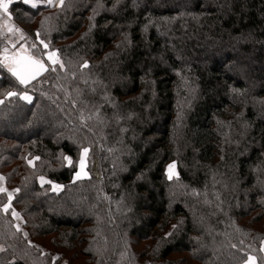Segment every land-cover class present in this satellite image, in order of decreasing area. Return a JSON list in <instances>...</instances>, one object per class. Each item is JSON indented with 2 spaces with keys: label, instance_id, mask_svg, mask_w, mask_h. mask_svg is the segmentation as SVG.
<instances>
[{
  "label": "trees",
  "instance_id": "1",
  "mask_svg": "<svg viewBox=\"0 0 264 264\" xmlns=\"http://www.w3.org/2000/svg\"><path fill=\"white\" fill-rule=\"evenodd\" d=\"M133 1L11 4L47 11L51 34L28 29V42L43 40L63 67L26 89L0 67L2 99L10 86L32 95L0 105V172L47 248L14 228L0 193V264H50L55 252L67 264H264V0ZM218 39L242 43L232 55ZM7 44L0 33V52ZM207 46L225 53L206 69L186 62ZM79 147L88 176L74 180Z\"/></svg>",
  "mask_w": 264,
  "mask_h": 264
},
{
  "label": "rangeland",
  "instance_id": "2",
  "mask_svg": "<svg viewBox=\"0 0 264 264\" xmlns=\"http://www.w3.org/2000/svg\"><path fill=\"white\" fill-rule=\"evenodd\" d=\"M18 2V1H22V0H14V2ZM192 1L193 0H166L165 2L167 3V4H169V5H178L179 7H183V8H185L186 10L187 9H190L191 7H192ZM201 1H206V3H210V4H213L214 5V7L215 8H219L218 7V5H217V3L216 2H212V0H201ZM132 2H134L133 0H132ZM53 3H54V5H59V0H53ZM145 3H148V1H146ZM42 5H48V4H46V3H44L43 2V0H38V6H42ZM153 5H156L155 4V2L153 1ZM10 6H11V4L9 5V11H8V14H4L3 12H0V26H3L4 25V23H5V21H7L8 22V24H10V25H12V26H14L15 28H19L22 32H23V34H24V39H21L20 38V33H16L15 35H13L12 33H9L8 31H7V28L6 27H2V28H0V33L1 34H3L4 36H5V39H6V42L10 45H8L7 44V46H4L3 48H2V51L0 52V57H2V55H3V50L5 49V48H8V50H9V52H8V54L9 55H12V54H14V53H16V52H24V51H21V48H20V46L21 45H23L24 46V48L25 49H27V51H26V53H30L29 51H31V49H33L32 48V45L33 44H30L29 42H28V40H30L29 38H28V36H29V33L27 32V30L29 29V30H31V31H34V32H36L37 33V31H39V33L40 32H42V34H44L45 36H47L48 34L50 35L51 34V32H52V28H50V26H51V23H50V20H49V18H48V16L46 15L47 14V11H40L39 13H38V15H35V16H33L32 17V15H31V13L30 12H24V11H22L21 9H17V8H15L14 9V11L12 12L11 10H10ZM31 6V5H30ZM49 6H51V5H49ZM205 5L203 4L201 7H204ZM51 7H56V8H59V6H51ZM61 7V6H60ZM98 7H102L101 6V4L99 5H97L96 6V8H98ZM64 9H65V7H64ZM111 9H107V10H101V11H103V12H105V11H110ZM9 15L11 16V19L9 20ZM192 14L191 13H187V16L188 17H190ZM30 18H32L31 19V21H29L30 20ZM42 22H43V25H42ZM160 36H162L161 34H160ZM207 39V38H206ZM249 40H250V38H248ZM248 40V42H250V43H252V41H249ZM236 41H238L239 43H242V39H239V40H236V39H227V40H221V39H218L217 41H216V43H215V47H217V48H219V46H217V45H222V47H223V49H224V51L226 52H230L232 55L237 51L236 50V46L238 45L237 44V42ZM66 42V41H65ZM247 42V43H248ZM28 44H30L29 46H28ZM253 45L252 46H255V43H252ZM37 46V45H36ZM166 46V45H165ZM201 46H203V44H201ZM222 47H220V48H222ZM203 49H205L203 52L204 53H201V51L203 50ZM212 49H213V47L211 48V47H200V48H196L195 49V51L194 52H191V55L189 56L190 58L189 59H186V62H187V60H188V64H193V63H198V65L202 68V69H206L207 68V66H208V64L207 63H205V57H207V55L209 54L210 55V53H211V55H212V57L214 56L215 58H218V57H220L221 55H222V53H225L224 51H215V52H213L212 51ZM35 50H36V56L38 57V58H40V59H42L43 60V62L47 65V67H48V69H51V68H54V67H56V66H59L60 67V65L62 64V62H61V59H60V57H59V63H57V64H55V65H53L48 59H47V53L48 52H51V51H56L57 52V50H55V49H50L49 47L47 48V49H45L44 48V46L43 47H36L35 48ZM57 54H58V52H57ZM247 55H250V53L249 54H244L243 56L245 57V61H247L248 60V56ZM213 57V58H214ZM212 60V59H211ZM5 68V70H7V68L6 67H4ZM226 69H225V71L226 72H228V74H230V75H232V76H236V77H243V75L241 74V71L238 69L239 67H238V65H232V66H230V67H225ZM230 69V70H229ZM48 71V70H47ZM46 71V72H47ZM43 76V75H42ZM41 76V77H42ZM0 77H1V75H0ZM40 77V78H41ZM241 79V78H240ZM247 81V82H246ZM246 81H244L245 82V84L247 83V85H249V87H251L253 84H251L250 83V81L251 80H246ZM95 86V85H94ZM91 87H93V86H88V91H90V92H92L93 90V88H91ZM19 88H21V87H12V86H10V87H7V89H6V91H5V94L8 92V91H17ZM27 91V90H26ZM27 93L32 97V95H31V93L29 92V91H27ZM0 99H2V97H0ZM159 118V117H158ZM160 119V118H159ZM158 119V122H160V120ZM154 120V119H153ZM152 120V121H153ZM38 124H40L39 122H38ZM37 123H36V125L37 126H39ZM34 129H36V128H34ZM10 131H12V130H10ZM84 148H87V147H79V154H78V158H77V162H76V165H77V169H76V172L77 171H79L80 169H79V158H80V153H81V151L84 149ZM30 161H32L33 162V160H30ZM65 162L66 163H68V161L67 160H65ZM88 155H87V160H86V168H85V171L87 172V166H88ZM173 162H175V161H170L168 164H167V166L169 165V164H172ZM175 165H176V162H175ZM167 166H166V175H167V177H168V172H167ZM75 172V173H76ZM118 173H121V172H123V170H121V169H119L118 171H117ZM75 173H74V177H73V179L74 180H77V179H75ZM175 173H176V175H174L172 178H177L178 177V173H177V166L175 167ZM117 175V174H116ZM87 176H88V172H87ZM87 176H83L82 178H86ZM0 177H2L3 179H0V186H2V187H4L7 191L6 192H0V193H6V202H5V204H9V199H8V192H12L13 193V198H14V195H15V192H17V191H15L17 188H11V187H9L8 185H7V183H6V180H5V178H4V176H3V174L0 172ZM82 178H80V179H82ZM45 179V178H44ZM39 181H40V178H39ZM45 183H47L48 182V180L47 179H45ZM40 183H41V181H40ZM54 185H59V184H56V183H51V186H52V189L54 190ZM59 186H61L62 187V185H59ZM61 187L58 189V190H55V191H59L60 189H61ZM173 197V200H172V204H174L175 203V201H174V199H177L176 198V196L174 195V196H172ZM13 198H12V200H11V207H10V209H9V212H10V216H11V218H12V222H13V226H14V228L17 230V228H19V230H17V231H19L25 238H27V241L31 244V245H34V246H36V247H39V248H41L43 251H46L47 250V248L45 247V246H42L40 243H46V241L45 240H43L42 238H40V237H37L35 234H34V225H30V223L29 224H26V215H23L22 214V212H21V209H20V207L18 206V205H13ZM76 200H78V198L76 199ZM4 204V205H5ZM70 204L71 205H75L76 206V204H77V202L76 201H71L70 202ZM4 205H3V207H4ZM13 210H15V212H17V213H19V217L17 218L16 216H14L13 215ZM8 212V211H7ZM127 212V211H126ZM124 213V212H123ZM73 214V216L74 217H78L80 214H82V212L81 211H78V212H75V213H72ZM118 214V216H120V214L119 213H117ZM126 221V223H131V222H133L134 223V221L133 220H131V219H122V220H120L119 221V223L121 222V223H124ZM137 223V222H136ZM130 229V228H129ZM33 231V232H32ZM30 234H32V236L30 235ZM39 242V243H38ZM261 248H263L264 249V239H262L261 240ZM50 251H52L51 249H49ZM54 255L53 256H51V263L50 264H67V259H64V258H62V255H61V253H59V252H55V253H53ZM176 255H173L172 257H175ZM253 257L254 258V261H253V264H257V262H256V259H255V257H254V255H248L247 257H246V259L244 260V262H243V264H248V258L249 257ZM54 257H56L57 259H53ZM59 260V261H58ZM58 261V262H57ZM78 263H80V261L78 262ZM78 263H71V264H78Z\"/></svg>",
  "mask_w": 264,
  "mask_h": 264
},
{
  "label": "snow or ice",
  "instance_id": "3",
  "mask_svg": "<svg viewBox=\"0 0 264 264\" xmlns=\"http://www.w3.org/2000/svg\"><path fill=\"white\" fill-rule=\"evenodd\" d=\"M23 4L25 5H31L32 8L38 7V0H22ZM44 3L51 5V6H63L65 0H59V5H54L53 0H43ZM14 3V0H0V12H3L4 14H8L9 11V5ZM11 19V16L9 15V20ZM43 25V22H42ZM6 27L7 31L9 33H12L15 35L16 33H20V38L24 39V34L19 28H15L14 26L8 24L7 21H5L3 26H0V28ZM37 37H39L40 33L37 31L36 33ZM40 43L44 46L45 49L49 47L47 43H45L43 40L40 41ZM37 46L35 44L32 45V48L35 49ZM21 51L26 52L27 49L24 48L23 45L20 46ZM9 50L8 48H5L3 50V55L0 57V67H6L7 71L11 74L12 77L15 78V83L17 85H22L24 88H28V86L31 84L32 81L36 80L38 76L41 75L42 72L47 71L48 69L45 67V64L42 59L37 58L32 55H22L21 52H16L12 55L8 54ZM47 59L53 64L59 63V57L56 51H51L47 53ZM63 67V65H60ZM84 67H87V64L84 65ZM55 70V69H53ZM18 97L20 100L27 101L28 103L32 102V97L27 93V91L19 92V91H8L6 94H4V99H0V105L5 104L6 102L12 101L14 98ZM89 149L84 148L80 153L79 158V171L75 173V179H80L83 176H87V172L85 171L86 168V160L88 155ZM36 159H39V157H36ZM65 160L68 161V165L72 166L73 161L70 157H64ZM32 161H29V164H31ZM175 162L172 164H169L167 166V172H168V178L172 179L175 173ZM0 179H3L0 177ZM41 183H45V179L43 176L40 177ZM50 183V182H49ZM54 190H58L61 186L54 185ZM7 190L0 186V192H6ZM15 191H19V189H16ZM13 198V193L8 192V199L9 204H5L3 207V211L7 212L9 211L11 207V200ZM13 215L17 218L19 217V213L15 212L13 210ZM175 227V225L173 226ZM19 230V228H17ZM235 247V246H234ZM54 260L57 259L56 257L53 258ZM254 258L249 257L248 258V264H253Z\"/></svg>",
  "mask_w": 264,
  "mask_h": 264
},
{
  "label": "water",
  "instance_id": "4",
  "mask_svg": "<svg viewBox=\"0 0 264 264\" xmlns=\"http://www.w3.org/2000/svg\"><path fill=\"white\" fill-rule=\"evenodd\" d=\"M21 54H22V55H28L27 53H24V52H21ZM44 64H45V63H44ZM45 67L48 69V67H47L46 64H45ZM45 73H46V71H45V72H42L41 75L38 76V77L36 78V80L39 79V78H40L42 75H44ZM14 79H15V78H14ZM36 80H34V81H36ZM34 81H32V82H34ZM32 82H31V83H32Z\"/></svg>",
  "mask_w": 264,
  "mask_h": 264
}]
</instances>
